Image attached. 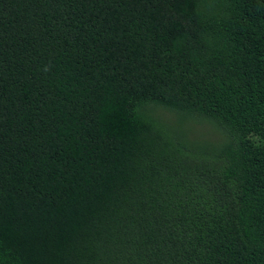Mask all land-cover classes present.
Instances as JSON below:
<instances>
[{
	"label": "trees",
	"instance_id": "obj_1",
	"mask_svg": "<svg viewBox=\"0 0 264 264\" xmlns=\"http://www.w3.org/2000/svg\"><path fill=\"white\" fill-rule=\"evenodd\" d=\"M0 264H264V0H0Z\"/></svg>",
	"mask_w": 264,
	"mask_h": 264
},
{
	"label": "rangeland",
	"instance_id": "obj_2",
	"mask_svg": "<svg viewBox=\"0 0 264 264\" xmlns=\"http://www.w3.org/2000/svg\"><path fill=\"white\" fill-rule=\"evenodd\" d=\"M159 113L170 125L176 124L177 115L175 113H168L166 111H160ZM193 128H195L192 129L191 133L193 137H199L203 139V141H210L212 139V129L208 125L205 127L204 125H194Z\"/></svg>",
	"mask_w": 264,
	"mask_h": 264
}]
</instances>
